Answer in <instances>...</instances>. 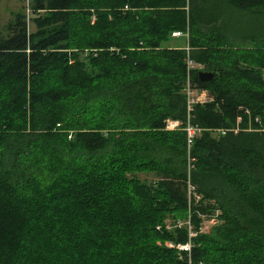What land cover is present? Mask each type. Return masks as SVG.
Masks as SVG:
<instances>
[{
	"label": "trees",
	"instance_id": "16d2710c",
	"mask_svg": "<svg viewBox=\"0 0 264 264\" xmlns=\"http://www.w3.org/2000/svg\"><path fill=\"white\" fill-rule=\"evenodd\" d=\"M185 47L211 98L188 150ZM263 73L264 0H26L0 32V264H264Z\"/></svg>",
	"mask_w": 264,
	"mask_h": 264
},
{
	"label": "built area",
	"instance_id": "2783aa9c",
	"mask_svg": "<svg viewBox=\"0 0 264 264\" xmlns=\"http://www.w3.org/2000/svg\"><path fill=\"white\" fill-rule=\"evenodd\" d=\"M171 38H184L187 39V33H181V32H172L170 33ZM186 51L185 54V85L183 89V94H184V102H185V125L183 127V131L185 132L186 135V147L187 150L191 146V141L194 139V137L198 136L200 129L194 128L191 125H189V116L190 113L192 112L193 106L196 104H203L211 100L210 96L208 95L207 92L202 91V90H197L194 88V86L190 83L189 79V72L193 70H201L202 66L199 64L194 63L188 56V48L185 47L184 49ZM244 113H247V111H244ZM179 127H181V123L179 121H172V119H168L164 123V130L166 131H175ZM235 131V130H234ZM221 134L224 133V131L219 130ZM193 190L190 185H187V193L188 195L190 194V191ZM191 236V234H190ZM189 236V237H190ZM177 249L179 251L187 252L189 249L188 245H183L182 247L177 246Z\"/></svg>",
	"mask_w": 264,
	"mask_h": 264
},
{
	"label": "rangeland",
	"instance_id": "374dc122",
	"mask_svg": "<svg viewBox=\"0 0 264 264\" xmlns=\"http://www.w3.org/2000/svg\"><path fill=\"white\" fill-rule=\"evenodd\" d=\"M25 7H26V0H0V32H2V33L5 32V27L8 24V22L10 21L12 15L16 12H23ZM24 13L26 14L27 11H25ZM250 21H251L250 19H246V18L241 19L239 21L227 19L226 23H227V25H231L233 27L244 28V27H249ZM185 40L186 39H183V38H177V39L175 38V40H170V44L173 46L182 47V46H184ZM185 43H186V41H185ZM263 79H264V73H263ZM172 121H176V120H172ZM178 129H180V127ZM137 177L139 178V180H146V181H150L152 179L151 175H137ZM215 219H216V213H213L211 216L201 217L199 232L202 234L207 233L210 230V228H212L213 226L216 225ZM183 223L184 222H180V223L176 222V224H175V221H172V220L167 218L164 222V225L166 226L167 230H170L173 227H180L182 225H188L187 222L184 224ZM187 231H188L189 236L191 234L190 237L195 236V234L193 232H190L189 227H188ZM185 245L189 246L188 243ZM166 246L172 247L170 244H166ZM182 246L183 245H179L178 246L179 249ZM187 252H189V249Z\"/></svg>",
	"mask_w": 264,
	"mask_h": 264
},
{
	"label": "water",
	"instance_id": "95a60500",
	"mask_svg": "<svg viewBox=\"0 0 264 264\" xmlns=\"http://www.w3.org/2000/svg\"><path fill=\"white\" fill-rule=\"evenodd\" d=\"M197 77L200 81H208L213 78V75L209 72H198Z\"/></svg>",
	"mask_w": 264,
	"mask_h": 264
},
{
	"label": "crops",
	"instance_id": "0c3cea01",
	"mask_svg": "<svg viewBox=\"0 0 264 264\" xmlns=\"http://www.w3.org/2000/svg\"><path fill=\"white\" fill-rule=\"evenodd\" d=\"M173 40H175V38H172ZM177 39V38H176ZM184 39V38H183ZM186 41V40H185ZM185 41H184V45L186 46V43H185ZM169 46H172V47H175V48H180V46H173V45H171L170 44V42H169V44H168ZM184 46H182L181 48H183Z\"/></svg>",
	"mask_w": 264,
	"mask_h": 264
}]
</instances>
